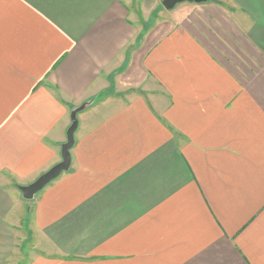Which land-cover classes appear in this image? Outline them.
<instances>
[{
  "label": "crops",
  "instance_id": "obj_1",
  "mask_svg": "<svg viewBox=\"0 0 264 264\" xmlns=\"http://www.w3.org/2000/svg\"><path fill=\"white\" fill-rule=\"evenodd\" d=\"M162 1L0 0V264H264V0Z\"/></svg>",
  "mask_w": 264,
  "mask_h": 264
},
{
  "label": "water",
  "instance_id": "obj_2",
  "mask_svg": "<svg viewBox=\"0 0 264 264\" xmlns=\"http://www.w3.org/2000/svg\"><path fill=\"white\" fill-rule=\"evenodd\" d=\"M204 0H163L162 6L170 10L175 5L182 3V2H201ZM86 107V104L81 105L77 109H74L71 112V125L67 130L66 133V142L61 147V161L54 165L51 169L47 172L39 176L34 182L27 186H20L19 190L22 194V198L25 200H30L32 197L41 191L47 184L51 181L56 179L62 172L68 170L70 166V150L74 143V131L77 127V119H76V112Z\"/></svg>",
  "mask_w": 264,
  "mask_h": 264
},
{
  "label": "rangeland",
  "instance_id": "obj_3",
  "mask_svg": "<svg viewBox=\"0 0 264 264\" xmlns=\"http://www.w3.org/2000/svg\"><path fill=\"white\" fill-rule=\"evenodd\" d=\"M160 7H163V6L160 5ZM82 105H83V104H82ZM80 107H81V106H80ZM83 109H84V108H83ZM83 109H81V110H83ZM73 110H74V108L71 109L70 114H71V112H72ZM81 110H79L78 112H76V115H75V116H76V119H77V115H78V113L81 112ZM70 117H71V116H70ZM65 142H66V141H65ZM71 149H72V148H71ZM55 165H56V164H55ZM53 166H54V165H53ZM53 166H52V167H53ZM52 167H51V168H52ZM51 168H49V169H51ZM49 169H48V170H49ZM48 170H47V171H48ZM47 171H46V172H47ZM43 174H44V173H43ZM40 176H41V175H40ZM37 178H38V177H37ZM37 178H36V179H37ZM36 179H35V180H36ZM35 180H34V181H35ZM34 181H33V182H34ZM31 183H32V182H31ZM31 183H29V184H31ZM29 184H28V185H29ZM47 185H48V184H47ZM25 186H27V185H25ZM18 191H20V190L18 189ZM41 191H42V190H41ZM38 193H40V191H39ZM38 193L35 194V195L32 197V199H30V200H25V199H24L25 201H29V202H30V206L28 205L29 212H30V210L32 209V205H33L32 202H33V200L37 197ZM20 194H21V192H20ZM21 197H22V194H21Z\"/></svg>",
  "mask_w": 264,
  "mask_h": 264
}]
</instances>
